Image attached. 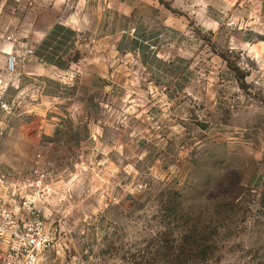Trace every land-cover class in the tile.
I'll return each mask as SVG.
<instances>
[{"label":"rangeland","instance_id":"rangeland-1","mask_svg":"<svg viewBox=\"0 0 264 264\" xmlns=\"http://www.w3.org/2000/svg\"><path fill=\"white\" fill-rule=\"evenodd\" d=\"M0 79L38 264H264V0H0Z\"/></svg>","mask_w":264,"mask_h":264},{"label":"built area","instance_id":"built-area-1","mask_svg":"<svg viewBox=\"0 0 264 264\" xmlns=\"http://www.w3.org/2000/svg\"><path fill=\"white\" fill-rule=\"evenodd\" d=\"M9 63L13 66L14 58ZM4 89L0 79V94ZM10 108L0 97V141L5 134L2 114ZM40 201V192L29 194L26 186L4 171L0 157V264H38L45 252L64 249L60 229L48 225L38 206Z\"/></svg>","mask_w":264,"mask_h":264},{"label":"trees","instance_id":"trees-1","mask_svg":"<svg viewBox=\"0 0 264 264\" xmlns=\"http://www.w3.org/2000/svg\"><path fill=\"white\" fill-rule=\"evenodd\" d=\"M56 27H57V26H56ZM58 27H59V26H58ZM67 30H68V31H71L70 28H68ZM72 33H74V30H72ZM47 37H48V36H47ZM46 39H47V38H46ZM44 43H45V42H43V44H44ZM53 48H54V47H53ZM53 48H52L53 52L57 54V50H58V48H54V49H53ZM67 51H68V49H67V50H64L63 53H66ZM47 60H48V61H51L52 63L58 64V65H61L60 62L54 61V60H52L51 58H48Z\"/></svg>","mask_w":264,"mask_h":264}]
</instances>
